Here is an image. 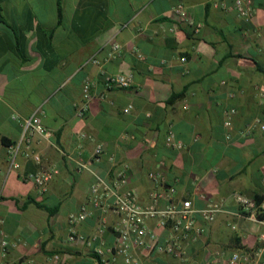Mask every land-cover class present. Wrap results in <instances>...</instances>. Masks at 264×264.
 Segmentation results:
<instances>
[{"label": "crops", "instance_id": "crops-1", "mask_svg": "<svg viewBox=\"0 0 264 264\" xmlns=\"http://www.w3.org/2000/svg\"><path fill=\"white\" fill-rule=\"evenodd\" d=\"M218 1L0 0V221L14 244L7 264H107L95 249L110 258L115 235L99 229L103 217L110 229L117 217L95 210L76 225L78 235L95 237L89 244L70 240V215L88 203L98 179L151 205L158 189L151 172L162 174V189L174 187L178 200L197 208L219 202L224 212L211 223L198 218L205 232L182 258L138 253L142 264H229L237 251L253 254L252 264L260 253L264 262V225L239 217L235 199L264 201V131L240 136L253 121L264 123V0H256L249 23ZM177 4L193 26L176 21ZM113 43L122 50L109 58ZM103 72L132 73L133 85L106 91ZM88 78L96 82L95 97L80 117ZM232 107L229 140L224 121ZM38 110L47 132L34 136L32 148L42 162L20 153L12 168L9 148L23 137L22 120ZM170 130L183 150L167 146ZM80 133L93 138L81 141ZM99 144L105 152L95 160ZM48 165L59 174L42 194L28 176ZM122 170L125 179L117 177ZM158 220L148 226L164 242L168 230Z\"/></svg>", "mask_w": 264, "mask_h": 264}, {"label": "built area", "instance_id": "built-area-1", "mask_svg": "<svg viewBox=\"0 0 264 264\" xmlns=\"http://www.w3.org/2000/svg\"><path fill=\"white\" fill-rule=\"evenodd\" d=\"M255 2L256 0H233L231 5H227L226 0H219L217 4L221 8L234 10L242 20L249 23L254 17ZM173 13L179 24L193 26L187 9L182 4L174 6ZM121 50L122 46L119 43H113L109 58L119 55ZM138 57L144 59L142 54H138ZM181 61L185 63L187 59L183 57ZM89 62L100 64L97 59H92ZM133 81L132 73L107 74L103 72L101 76V82L106 91L130 88L133 85ZM95 85L96 82L90 78L84 82L82 102L77 107V114L80 117H84L90 111L91 103L95 97ZM131 109L132 106L130 105L125 111L130 112ZM43 113V111L38 110L30 118L22 120L23 137L19 143L11 146L8 151L12 168L18 167L16 157L20 153H23L25 158L33 160L39 165L41 164V155L33 150L32 139L37 134H45L47 132L42 124ZM236 114L237 110L234 107L225 111L224 126L228 130L227 139L229 140L232 138L233 120ZM257 129L264 131V123L253 121L245 130L240 132V136L247 137ZM78 138L83 141L93 137L86 133H80ZM199 138L196 135L195 141H198ZM166 143L171 149L180 151L185 148L184 143L176 139L173 130L169 131ZM104 152L103 145H97L94 159L99 160L104 155ZM81 166L84 168L83 164ZM57 174H59V170L54 165H48L29 175L28 178L35 183L39 192L43 194ZM117 177L125 179V170L120 171ZM149 178L158 187L150 194L151 205L149 206H143L139 203L137 193L134 190L121 192L118 186L111 187L103 179H98L92 185L88 203L70 215V240H82L92 244L95 237L87 240L84 236L77 234L75 227L90 218L95 210H101L104 215L112 213L117 217V222L111 229L107 226L105 217L102 219L99 234L111 230L115 235V241L108 249L111 255L110 258L106 257V251L103 248L97 247L95 249V253L101 258L102 262L118 264V260L122 259L123 264H142L137 257L138 253L147 256L159 253L182 258L186 253V246L191 242L197 241L205 232V229L198 224V218L202 217L208 223L214 222L216 216L224 212L223 204L207 200L205 207L197 208L191 200H178L174 187L166 190L162 189L163 176L161 173L151 172ZM262 182L264 183V172L262 174ZM235 199L241 208V213L238 214L239 217L264 225V218L261 219V217H264V201L257 202L243 194H236ZM161 201L167 202L166 207L163 209L158 208V203ZM153 218L159 219L157 222L159 228L168 230L164 242H161L160 236L148 226V221ZM262 240L264 241V234L262 235ZM13 246L14 244L9 240L3 228V223L0 221V264H7L9 251ZM252 258H254V255L248 251H237L230 258L229 264H252ZM54 259L58 261L59 256H55ZM211 264H216V262ZM255 264H264L261 261L260 253L256 254Z\"/></svg>", "mask_w": 264, "mask_h": 264}, {"label": "trees", "instance_id": "trees-1", "mask_svg": "<svg viewBox=\"0 0 264 264\" xmlns=\"http://www.w3.org/2000/svg\"><path fill=\"white\" fill-rule=\"evenodd\" d=\"M58 5H59V9H58V11H59V19L61 20L62 19L61 3L59 2ZM261 219H263V217H261Z\"/></svg>", "mask_w": 264, "mask_h": 264}]
</instances>
